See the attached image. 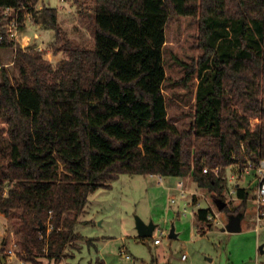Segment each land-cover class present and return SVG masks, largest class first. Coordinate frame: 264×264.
I'll use <instances>...</instances> for the list:
<instances>
[{
  "label": "trees",
  "instance_id": "trees-1",
  "mask_svg": "<svg viewBox=\"0 0 264 264\" xmlns=\"http://www.w3.org/2000/svg\"><path fill=\"white\" fill-rule=\"evenodd\" d=\"M93 1V46L74 48L56 8L0 0V48H13L17 70L0 66V215L22 260L63 256L81 239L89 195L120 174L189 176L225 202V169L264 158V0ZM6 10L18 30L27 14L53 30L49 47L65 57L52 64L21 48L3 26ZM172 15L198 20L204 50L188 129L168 120L162 93ZM236 193L239 209L250 192ZM211 212L198 209L197 222Z\"/></svg>",
  "mask_w": 264,
  "mask_h": 264
},
{
  "label": "rangeland",
  "instance_id": "rangeland-1",
  "mask_svg": "<svg viewBox=\"0 0 264 264\" xmlns=\"http://www.w3.org/2000/svg\"><path fill=\"white\" fill-rule=\"evenodd\" d=\"M43 5L56 8L63 44L66 41L74 48L93 46V0H39L36 10ZM6 12L4 27L15 20V15L10 13L12 11ZM11 16L13 18L9 19ZM199 32L198 20L185 16L172 15L165 27L163 61L166 79L162 93L167 118L180 129H188L194 119L196 90L201 78L198 74L199 62L204 54ZM14 33L13 40L21 48L40 51L47 62L57 64L65 57L62 51L53 52L49 47L55 32L45 29L28 14L25 15L24 29ZM63 44L60 47H64ZM13 57V48H0V66L10 77L17 76ZM228 168L236 173L227 188L237 184L250 192L245 206L239 209L240 202L232 200L236 196L232 194L224 196L226 207L219 210L216 199L198 189L189 176L183 178H188L187 184V181L176 177L120 174L109 182V187H99L89 195L87 206L78 217V221L86 223L77 225L81 236L98 238L92 241L95 246L83 243L81 249L75 251V263L90 264L92 259L91 264H94L97 252L100 258L106 257L107 264H264V246L263 253L258 249L264 245V226L256 232V210L252 202L255 172L241 165ZM180 181L184 183L183 195L178 185ZM193 195L199 205L192 203ZM208 200H211L212 210L217 214L216 221L208 222L210 227L206 224L196 226L190 212L209 207ZM232 216L240 217L236 233L225 231ZM136 218L156 226L152 237H137ZM200 226L203 228L198 229ZM171 229L177 235L175 239L169 237ZM160 230H164L165 234L160 237V244L155 246L153 238L159 236ZM12 232L11 222L0 217V263L2 257H8L5 252L11 240H16ZM120 251H124L123 256ZM14 252H19L18 245ZM182 254H186L185 260L181 259ZM126 255L130 259H125ZM17 259L20 264H32ZM72 261L68 263L72 264ZM42 262L45 264L46 261Z\"/></svg>",
  "mask_w": 264,
  "mask_h": 264
},
{
  "label": "crops",
  "instance_id": "crops-1",
  "mask_svg": "<svg viewBox=\"0 0 264 264\" xmlns=\"http://www.w3.org/2000/svg\"><path fill=\"white\" fill-rule=\"evenodd\" d=\"M231 167V166H230ZM225 172V174L223 173V177H224V179H225V182H226V190H225V192H224V194H223V196H230V195H232V194H230V191H234V195H236V196H234V197H232V200H234V201H239L240 202V200H239V198L237 197V193H236V191H237V188H240L237 184L235 185V186H232V188H227L228 186L230 187V184L229 183H231L233 180H234V178H235V176H234V173H236V172H233L232 173V171L230 170V168H226V170L224 171ZM154 176H159V175H154ZM161 176H159V178H160ZM177 178V177H176ZM180 179H183V178H180ZM183 180H185V181H187V184H189L188 183V178L187 179H183ZM191 183H194V182H191ZM183 181H180L179 183H178V185H179V189L181 188V190H182V193H181V195H183L184 194V190H183ZM181 185V186H180ZM197 186V185H196ZM198 189H200V188H198ZM243 189H246V190H248L249 191V189L248 188H243ZM201 190V189H200ZM228 190V191H227ZM254 190V189H253ZM181 192V191H180ZM228 193V194H227ZM211 200H208V204H209V207H207V208H210L211 209V211H213L212 210V205H211ZM192 203L193 204H198L199 205V203H198V201L196 200V196L195 195H193L192 196ZM198 209H203V208H198ZM197 209V210H198ZM196 210V211H197ZM196 211L194 212V211H191L190 212V215H192V216H194V218H195V225L197 226V224H201V223H198L197 222V220H196V217H195V213H196ZM0 217H2L1 215H0ZM78 223H80V224H82V223H86V221H78L77 222V224H76V226H75V232L77 233V234H79L80 235V233L78 232V228H77V225H78ZM146 224H148V223H146ZM198 229H202L203 227H197ZM255 229H256V232L258 233V231L259 230H257V227H256V225H255ZM173 232H174V229H173ZM201 233V232H200ZM153 235V234H152ZM81 236V235H80ZM176 234H174V237H172L173 239H175L176 238ZM137 237H138V234H137ZM97 238L98 237H91V238H89V239H87V238H85V237H83V236H81V239H79V240H77V241H75L73 244L75 245H72V247H69V248H67V249H69V250H66L65 252H64V255L63 256H61L60 258H58V259H55V258H51V257H47V255L46 254H43V255H38V256H36L35 257V262H32V261H29V262H31L32 264H42L43 262L42 261H46L45 262V264H69L68 263V261L69 260H73L71 263L72 264H76L75 263V261H76V258H75V251H77L78 249H81V245L83 244V243H86L87 245H89V246H95V244L93 245V243H92V241L94 240V241H96L97 240ZM139 239H142V238H140V237H138ZM15 241V240H14ZM153 243V242H152ZM160 244V242L158 243V244H154L153 243V245H155V246H157V245H159ZM264 246V245H263ZM71 248V249H70ZM259 249V248H258ZM260 250V249H259ZM123 253H124V251H120V255L122 254V256H123ZM260 253H263V252H260ZM19 253H15V256H12V257H5V259H2L1 258V263L0 264H20L21 262L17 259V258H19L20 259V255H18ZM95 256H96V259H95V263L94 264H105L106 262L105 261H107V259H106V257L104 256V257H102V258H100L98 255H97V252H96V254H95ZM95 258V257H94ZM124 258H125V256H124ZM126 259V258H125ZM129 259H130V257H129ZM2 260H3V262H2ZM91 261H92V259H91ZM91 261H90V264H91ZM107 264V263H106Z\"/></svg>",
  "mask_w": 264,
  "mask_h": 264
},
{
  "label": "built area",
  "instance_id": "built-area-1",
  "mask_svg": "<svg viewBox=\"0 0 264 264\" xmlns=\"http://www.w3.org/2000/svg\"><path fill=\"white\" fill-rule=\"evenodd\" d=\"M6 28L8 29L9 37L13 39L14 34H15L14 32L18 30L16 19L13 22H11V24L6 25ZM245 167L251 168L255 172L256 185L254 187V196L252 198V202L254 203L255 210H256V227H257V230H260L261 226H264V158L260 159L257 162L248 161ZM207 170H208L207 167L203 169L204 172H206ZM214 172L215 174H217L218 169L217 168L214 169ZM180 191L182 193L181 188H180ZM233 193L234 191H230V194H233ZM216 218H217V214L214 211H212L211 214L208 215L207 217V219L212 222H215ZM164 234H165L164 230H160L159 236L153 238V243L158 244L161 240L160 237H162ZM15 247H17V244L14 241V239H12L8 249L5 252V255L8 257L15 256V252H14ZM125 258L129 259V256L126 255ZM181 259L185 260L186 254H182Z\"/></svg>",
  "mask_w": 264,
  "mask_h": 264
},
{
  "label": "water",
  "instance_id": "water-1",
  "mask_svg": "<svg viewBox=\"0 0 264 264\" xmlns=\"http://www.w3.org/2000/svg\"><path fill=\"white\" fill-rule=\"evenodd\" d=\"M215 203L219 210H222L226 206V202L221 201L220 199H216ZM239 223L240 217L232 216L229 220L225 231L229 233H236L239 231ZM156 226L152 223H144L139 218H136L135 229L137 231L138 237L140 238H150L152 237L153 231L155 230ZM169 237H174L173 229H171ZM260 252H263V245L259 246ZM3 262V260H2Z\"/></svg>",
  "mask_w": 264,
  "mask_h": 264
}]
</instances>
